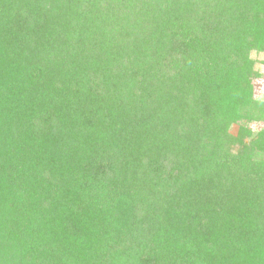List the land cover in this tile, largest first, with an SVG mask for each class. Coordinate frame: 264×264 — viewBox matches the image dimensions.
Wrapping results in <instances>:
<instances>
[{"label":"trees","instance_id":"16d2710c","mask_svg":"<svg viewBox=\"0 0 264 264\" xmlns=\"http://www.w3.org/2000/svg\"><path fill=\"white\" fill-rule=\"evenodd\" d=\"M252 53L264 0H0V264H264Z\"/></svg>","mask_w":264,"mask_h":264},{"label":"rangeland","instance_id":"374dc122","mask_svg":"<svg viewBox=\"0 0 264 264\" xmlns=\"http://www.w3.org/2000/svg\"><path fill=\"white\" fill-rule=\"evenodd\" d=\"M251 57L255 62V69L262 74V78L254 82V93L257 97H264V54L252 53ZM263 127V123H253L249 125V128L252 132L259 131ZM229 132L230 134L235 135L237 132V125H232Z\"/></svg>","mask_w":264,"mask_h":264}]
</instances>
